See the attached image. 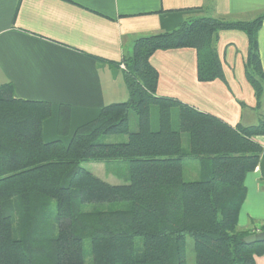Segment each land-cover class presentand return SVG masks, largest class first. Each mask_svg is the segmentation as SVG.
Returning <instances> with one entry per match:
<instances>
[{
	"label": "trees",
	"instance_id": "obj_1",
	"mask_svg": "<svg viewBox=\"0 0 264 264\" xmlns=\"http://www.w3.org/2000/svg\"><path fill=\"white\" fill-rule=\"evenodd\" d=\"M263 19L264 10L250 20L205 14L137 38L133 55L124 59L129 98L105 105L67 143L43 137L50 102L17 98L12 84L1 85L0 264H188L187 235L194 238L195 264H256L264 241L247 242L257 233L241 230L238 220L246 176L264 150L256 139L264 135ZM224 29L248 37L245 71L258 123L233 126L157 94L159 72L150 57L159 49L193 47L198 79L225 80L217 49ZM69 121L63 106L60 133ZM113 134L128 139L98 141ZM186 159L200 162L199 179L185 178ZM88 161L111 162L116 171L126 162L127 182L106 181L84 165Z\"/></svg>",
	"mask_w": 264,
	"mask_h": 264
},
{
	"label": "crops",
	"instance_id": "obj_2",
	"mask_svg": "<svg viewBox=\"0 0 264 264\" xmlns=\"http://www.w3.org/2000/svg\"><path fill=\"white\" fill-rule=\"evenodd\" d=\"M209 1L0 0V86L12 84L17 98L50 102L52 114L43 122V137L67 143L105 105L129 98L124 59L133 55L137 38L173 30L195 16L250 20L264 10V0ZM258 41L264 68V19ZM217 49L225 80L198 79L193 47L155 51L150 62L159 72L157 94L178 98L233 126L258 123L261 114L245 71L246 33L221 30ZM63 106L70 109V121L62 134ZM256 139L264 148V135ZM96 162L102 168L94 165L90 170L101 178L127 182L111 162ZM245 183L238 226L259 233L264 231V150ZM256 264H264V254L256 255Z\"/></svg>",
	"mask_w": 264,
	"mask_h": 264
},
{
	"label": "rangeland",
	"instance_id": "obj_3",
	"mask_svg": "<svg viewBox=\"0 0 264 264\" xmlns=\"http://www.w3.org/2000/svg\"><path fill=\"white\" fill-rule=\"evenodd\" d=\"M174 120L176 123H179L177 110H174ZM152 123H153L154 128L158 127V107L156 105H154L152 107ZM127 139H128V136L125 134L124 135L113 134V135H108V136L102 135L98 141H126ZM183 145H184L185 149L189 148V140H188V135L186 133L184 134V137H183ZM84 165L88 169H94V165H97L100 168H102L101 165L98 164L96 161H88V162H85ZM184 166H185V178L187 180H195V179H199L201 177L200 171H199V168H200V162L199 161H197L195 159H186ZM106 168H107V166H106ZM113 168H116L115 164H114ZM128 169H129L128 164L126 162L120 163V165H118V167H117V170L120 173H126V172H128ZM108 177L109 176H105V178H108ZM121 182H122V180H119L118 183H115V182H110V183L122 184ZM87 246L89 248V243L87 244ZM187 263L188 264H195L194 238L191 235H187Z\"/></svg>",
	"mask_w": 264,
	"mask_h": 264
},
{
	"label": "water",
	"instance_id": "obj_4",
	"mask_svg": "<svg viewBox=\"0 0 264 264\" xmlns=\"http://www.w3.org/2000/svg\"><path fill=\"white\" fill-rule=\"evenodd\" d=\"M247 242H254V241H264V231L259 232L257 234H250L245 237Z\"/></svg>",
	"mask_w": 264,
	"mask_h": 264
},
{
	"label": "built area",
	"instance_id": "obj_5",
	"mask_svg": "<svg viewBox=\"0 0 264 264\" xmlns=\"http://www.w3.org/2000/svg\"><path fill=\"white\" fill-rule=\"evenodd\" d=\"M122 66L125 68V64L123 63Z\"/></svg>",
	"mask_w": 264,
	"mask_h": 264
}]
</instances>
